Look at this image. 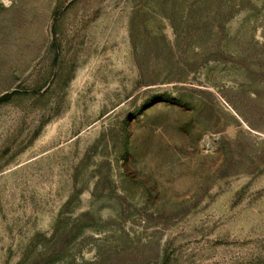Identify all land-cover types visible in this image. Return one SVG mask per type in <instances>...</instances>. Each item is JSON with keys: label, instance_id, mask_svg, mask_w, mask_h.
Masks as SVG:
<instances>
[{"label": "rangeland", "instance_id": "obj_1", "mask_svg": "<svg viewBox=\"0 0 264 264\" xmlns=\"http://www.w3.org/2000/svg\"><path fill=\"white\" fill-rule=\"evenodd\" d=\"M0 264H264V0H0Z\"/></svg>", "mask_w": 264, "mask_h": 264}]
</instances>
